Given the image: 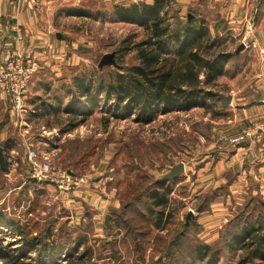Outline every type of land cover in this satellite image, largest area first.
I'll return each instance as SVG.
<instances>
[{
  "label": "rangeland",
  "instance_id": "374dc122",
  "mask_svg": "<svg viewBox=\"0 0 264 264\" xmlns=\"http://www.w3.org/2000/svg\"><path fill=\"white\" fill-rule=\"evenodd\" d=\"M84 6L81 10L89 11L94 16L101 12L107 13V16L98 19H67L58 23L65 42L71 43L68 53L71 65L62 72L60 93L52 94L57 101L56 108L47 102L48 107H53L51 112L37 117L32 113L33 107H29L33 99L40 98L31 96L29 92L25 98L27 113L21 120L11 101L0 95V144L12 140L16 152L21 156L24 149L21 142L26 141L42 153H51V160L56 166L73 170L90 179L102 174V177L108 179L105 181L107 196L113 199L110 207H114L115 199L119 206L131 203L132 210L127 212L126 217H122L126 221L124 224L110 226L108 231L100 233L89 221L84 222L82 216L77 221L74 214L66 211L61 203L55 204L48 196L45 200L38 196L37 190H31V195L14 190L21 176L17 168L8 165L6 172L2 173L0 168V220L8 225H0V248H4L2 252L9 251L10 254L20 256L23 264L40 263L39 247L33 249L32 246L22 244L21 233L15 228L19 224L20 228L29 229L30 237H38L55 246L52 252L55 255L49 264H67L68 259L76 258L89 249L92 255L87 256L90 258L87 264H173V256L191 257L201 244L222 250L220 264H243L241 251L225 249L223 236L229 220L247 204L256 207V210L263 208L264 211V195L260 192L264 183L259 173L256 172V181L248 180V190H237L234 198H230L229 187L223 185L222 179L216 174L211 178L214 183L208 188L202 186L204 182L197 178V173L189 172V175L174 179L177 183L170 197L182 201L185 209L175 212L171 222L162 224L161 229L150 227V221L145 219L147 207H150V189L137 201L133 198L124 200L123 197L130 191L135 195L140 193L142 188L150 187V182L155 179H165L179 164L184 163L188 168L191 163L195 168L194 162L202 161L207 154L218 151L230 142L228 137V140L222 138L218 141L217 136L235 129L232 124L234 114L227 112L231 106L222 109V100L218 98L211 101L214 105L209 113L203 108L187 112L173 111L157 116L147 125L134 122L133 115L126 118L113 117L114 110H109V104L106 105L104 94L96 86L97 80L100 77L109 79L111 73L118 71L120 61L130 65L135 63L133 54L122 57L125 52H119L120 46L125 39L133 38L135 34L136 38L141 39L144 29L113 19L110 16V4L103 5L96 1ZM198 12L206 15L208 12L213 13V9L198 7ZM215 17L212 15L213 19ZM231 33L233 42H229V49L235 56L225 65L224 74L217 79L220 82L215 88L218 95L224 96L230 90H242L246 80L255 78L260 70L258 60L261 57L258 52H250L249 39L241 32L236 37L234 32ZM136 38L133 39L136 41ZM111 55L115 62L102 65V59ZM55 80L49 77L47 83L53 84ZM85 80L86 83L94 81L91 93L97 103L89 115L87 113L90 108L86 106L85 99L73 103L71 114H81L75 119L60 109L69 108L75 95L85 89ZM40 93L44 95V90L40 89ZM44 96L42 99L46 100ZM55 109L57 114L53 112ZM237 113L241 114L240 111ZM76 123L80 124L74 127ZM234 127H238V122ZM14 156L19 157L17 154ZM215 162L214 156L207 171H214L215 166L211 165ZM232 176H228L225 181L228 182ZM253 191L259 194L253 195ZM213 192L216 201L210 211L197 213L193 207L195 196ZM215 215L218 217L215 218ZM73 216L74 219L71 218ZM191 217L196 220L190 221ZM11 222L15 225L12 226ZM183 223H186L187 229L181 234L179 245L170 246L175 239L171 233L177 227L183 229ZM125 229L129 230L128 235ZM69 237L71 244L68 243ZM3 263L0 255V264ZM256 264H264V260H257Z\"/></svg>",
  "mask_w": 264,
  "mask_h": 264
},
{
  "label": "trees",
  "instance_id": "16d2710c",
  "mask_svg": "<svg viewBox=\"0 0 264 264\" xmlns=\"http://www.w3.org/2000/svg\"><path fill=\"white\" fill-rule=\"evenodd\" d=\"M72 12L74 16L95 19L107 16L105 12L94 16L89 11L81 9ZM208 15L199 14L198 7L192 6L188 9V14L182 16L180 10L176 9L174 0H152L151 4L140 2L131 5H112L110 16L113 19L144 29L141 39L136 38L135 34L132 37L136 38V41L128 38L120 46L119 52H125L122 57L133 54L135 63L130 65L120 61L118 71L111 73L109 79L100 77L97 80L96 86L104 94L106 105L109 104V110H114L113 117L126 118L133 115L134 122L147 125L157 116L167 115L173 111L187 112L195 108H203L206 113L212 111L214 104H211V101L219 98L215 91L218 87L217 79L224 74L225 65L234 58L235 53L229 49V42H233V38L228 21L220 15L212 20L207 17ZM93 82L86 83L85 80V89L75 95L65 112L72 115L73 103L80 99H85L86 106L90 108L87 114L93 112L97 103V99L93 98L91 93ZM79 115L81 116L79 113L74 114L72 117L77 119ZM79 124L76 123L74 127ZM9 143L13 144V141ZM7 168L5 165L3 172H6ZM175 183L176 180L155 179L150 182V187L142 188L140 193L135 195L130 191L123 197L124 200L133 198L137 201L150 189L148 193L150 207L146 210L147 217L144 216L148 222L150 221V227L161 229L162 224L171 222L175 212L185 209L182 201L170 197ZM132 193L134 195L131 197ZM255 194L259 193L253 191V195ZM214 197V192L196 195L193 202L196 212L203 214L210 211L216 201ZM175 202H179L178 205H173ZM131 206V203H125L110 211L115 227L126 222L122 217H126L127 212L132 210ZM262 206L264 207V201ZM189 220L196 219L191 217ZM6 223L0 220L1 226H8ZM10 224L15 225L12 222ZM181 227L183 229L177 227L171 233L175 239L170 246L179 245L181 234L187 229L186 223ZM15 228L21 233L22 244L32 246L33 249L39 247L40 263L49 264L55 255L52 253L55 246L45 240L41 241L38 237H30L29 229L26 227L20 228L18 224ZM225 229L223 246L229 251L235 249L241 251L243 264H256L257 260H264L263 208L256 210V207L247 204L229 220ZM125 231L127 235L130 233L127 229ZM68 243H72L70 237ZM2 249L4 248H0V255L4 260L3 264H23L20 256L10 254L9 251L3 253ZM221 254L220 248L201 244L191 257L173 256L172 261L173 264H220ZM91 255L89 249L76 258L68 259L67 264H87L90 261L87 256Z\"/></svg>",
  "mask_w": 264,
  "mask_h": 264
},
{
  "label": "crops",
  "instance_id": "0c3cea01",
  "mask_svg": "<svg viewBox=\"0 0 264 264\" xmlns=\"http://www.w3.org/2000/svg\"><path fill=\"white\" fill-rule=\"evenodd\" d=\"M96 1L103 5L152 3V0H0V61L6 52L24 50L28 47H32L42 61L41 70L39 74L35 75L29 88L31 96L40 98L39 100L33 99L31 102H34L29 107V109L33 107L32 113L37 117L48 114L53 107L56 108L55 104L57 101H55L52 94L58 95V92L60 93L61 82L63 81L61 79L62 72L71 65L68 58L69 45L71 43L65 42L58 23L67 19H90L84 16H74L72 11L81 9L85 7L84 5ZM174 1L181 15L187 13L192 6L212 8L213 13L209 12V15L206 14L208 15L207 17L212 20V15H220V17L225 18L229 23V31L234 32V37H236L238 32H241L246 39H249L250 46L248 49H250V52H258L261 57L258 60L260 70L255 78L246 80V86L242 90L233 89L226 96L221 95L224 98L230 97L232 99L231 109L227 112L234 114L232 118L234 123L232 124L236 126L238 122V127H241L240 130L238 127L233 126L235 129H231L226 134L218 135V141L223 138L224 140L229 139L230 142L219 148L218 151H212L207 154L208 156L202 161L194 162L195 168L191 163H189L188 168L183 163L185 170L180 175L181 177L184 174L197 173V178L204 182L202 186L208 188L214 183L211 178L216 174L218 178L222 179L223 185H230V198H234V192L237 190H243V188L248 190V180L250 182L256 181L257 173H259V177L264 183V150L261 149V146L251 142L232 143V139L251 127L252 122L264 116V0ZM49 77L56 79L53 84L47 83ZM219 82L217 83L219 84ZM40 89L44 90V95L47 97L46 100H43L45 96L41 95ZM42 96H44L43 99ZM25 100L24 115L22 114L21 120L27 113ZM43 102L44 104H41ZM47 102L53 107H48L46 105ZM225 108L222 102V109ZM60 110L65 111V109ZM239 111L241 114L237 113ZM53 112L57 114V109ZM9 141H4L1 146L5 147L4 155L5 160H7V167L12 165L17 168L16 170L21 176L19 184L15 186L14 190L22 191L21 194L26 193L25 195H28V193L31 195V190H37L38 196L44 200L48 196L55 204L61 203L66 211L74 214L77 221L82 216L84 222L89 221L93 227L95 226V229H99L100 233L110 228L106 224V217L111 214L110 211L112 209H117L120 206L116 204L114 199L115 205L113 208L110 207L113 199H107L108 194L106 192L108 190L105 184V181L108 180L107 178L102 177V174L95 177L89 187L77 192L75 203L72 206H67L64 201H55V189L51 185L40 183L30 178L29 165L26 159L27 142L25 140V143L21 142V147L24 149L23 154L20 156V153L16 152L15 143L12 144ZM14 154L19 155V157L15 158ZM213 155L216 158V164L211 165L215 166L214 171L209 169L207 171L214 158ZM3 169H1L2 172ZM230 175H233L230 180L228 182L225 181ZM196 182H199V180H196ZM13 191H10V193ZM260 192L264 195V185ZM217 215L214 217L217 218ZM112 219L109 225L113 227L115 225Z\"/></svg>",
  "mask_w": 264,
  "mask_h": 264
},
{
  "label": "built area",
  "instance_id": "2783aa9c",
  "mask_svg": "<svg viewBox=\"0 0 264 264\" xmlns=\"http://www.w3.org/2000/svg\"><path fill=\"white\" fill-rule=\"evenodd\" d=\"M42 67V61L32 47L6 52L0 61V95L9 99L17 116L22 117L24 100L31 82ZM251 142L264 150V116L252 122L251 127L232 139L233 144ZM48 152H40L32 144L26 145V159L30 178L51 185L55 189V201L67 206L75 203L77 192L91 185L88 176L54 165ZM110 197H107L109 199ZM193 213L194 211L191 210ZM74 219V216L71 217Z\"/></svg>",
  "mask_w": 264,
  "mask_h": 264
},
{
  "label": "water",
  "instance_id": "95a60500",
  "mask_svg": "<svg viewBox=\"0 0 264 264\" xmlns=\"http://www.w3.org/2000/svg\"><path fill=\"white\" fill-rule=\"evenodd\" d=\"M114 59L111 56H105L103 59H102V65H105V64H112L114 63ZM219 98L222 100L223 102V107H227L229 105H231V102H232V99L229 97V98H224L222 97L220 94L218 95ZM5 164H6V160H5V155H4V148L2 146H0V166H1V169H3L5 167ZM184 170H185V165L184 164H180L176 167H174L172 170H171V173L169 175H167L165 177L166 180H174V179H177L180 177L181 174L184 173ZM192 215V212L191 214ZM111 216L108 215L106 217V224L110 227L109 225V222L111 220Z\"/></svg>",
  "mask_w": 264,
  "mask_h": 264
}]
</instances>
